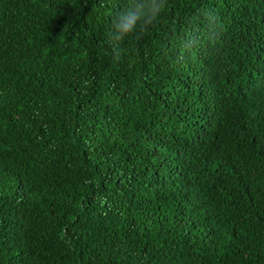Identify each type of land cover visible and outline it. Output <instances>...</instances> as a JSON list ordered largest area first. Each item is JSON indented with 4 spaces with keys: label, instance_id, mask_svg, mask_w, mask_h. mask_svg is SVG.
<instances>
[{
    "label": "trees",
    "instance_id": "trees-1",
    "mask_svg": "<svg viewBox=\"0 0 264 264\" xmlns=\"http://www.w3.org/2000/svg\"><path fill=\"white\" fill-rule=\"evenodd\" d=\"M0 0V264H264V0Z\"/></svg>",
    "mask_w": 264,
    "mask_h": 264
},
{
    "label": "clouds",
    "instance_id": "clouds-1",
    "mask_svg": "<svg viewBox=\"0 0 264 264\" xmlns=\"http://www.w3.org/2000/svg\"><path fill=\"white\" fill-rule=\"evenodd\" d=\"M166 7V0H132L112 20L108 33L113 50L118 52L128 38L150 31Z\"/></svg>",
    "mask_w": 264,
    "mask_h": 264
}]
</instances>
